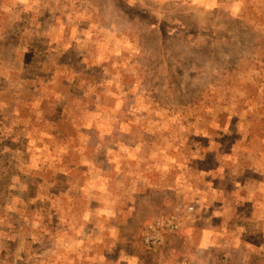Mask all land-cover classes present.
Instances as JSON below:
<instances>
[{"label":"rangeland","instance_id":"374dc122","mask_svg":"<svg viewBox=\"0 0 264 264\" xmlns=\"http://www.w3.org/2000/svg\"><path fill=\"white\" fill-rule=\"evenodd\" d=\"M0 264H264V0H0Z\"/></svg>","mask_w":264,"mask_h":264},{"label":"built area","instance_id":"2783aa9c","mask_svg":"<svg viewBox=\"0 0 264 264\" xmlns=\"http://www.w3.org/2000/svg\"><path fill=\"white\" fill-rule=\"evenodd\" d=\"M172 219H166V218H160L157 219V221L151 225V228L155 231V229H158L161 225H165L167 228L169 229H175L177 228V223H176V218L175 216L171 217ZM175 220V221H174ZM168 236V235H166ZM150 239H153V241L155 242L158 239V236L155 234L154 236L149 237ZM161 238V240L163 239V237H159Z\"/></svg>","mask_w":264,"mask_h":264},{"label":"trees","instance_id":"16d2710c","mask_svg":"<svg viewBox=\"0 0 264 264\" xmlns=\"http://www.w3.org/2000/svg\"><path fill=\"white\" fill-rule=\"evenodd\" d=\"M154 251H155V249H154L153 246H147L145 248V253L148 254V255H150V254L153 255L154 254Z\"/></svg>","mask_w":264,"mask_h":264}]
</instances>
